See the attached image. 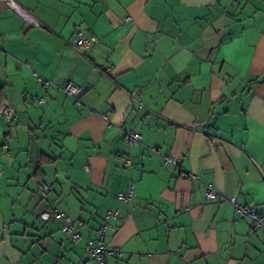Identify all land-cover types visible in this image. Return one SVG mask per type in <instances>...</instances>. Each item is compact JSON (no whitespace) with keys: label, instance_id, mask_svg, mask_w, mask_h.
<instances>
[{"label":"crops","instance_id":"0c3cea01","mask_svg":"<svg viewBox=\"0 0 264 264\" xmlns=\"http://www.w3.org/2000/svg\"><path fill=\"white\" fill-rule=\"evenodd\" d=\"M15 1L42 27L0 0V107L18 110L0 117V264H94L85 245L109 210L122 255L105 264H264V229L205 198L211 184L264 214V0ZM80 34L99 42L75 50ZM69 81L80 108L57 88ZM51 207L79 239L39 219Z\"/></svg>","mask_w":264,"mask_h":264},{"label":"built area","instance_id":"2783aa9c","mask_svg":"<svg viewBox=\"0 0 264 264\" xmlns=\"http://www.w3.org/2000/svg\"><path fill=\"white\" fill-rule=\"evenodd\" d=\"M5 3V5L12 10L16 15L22 18L27 25H31L34 27H42L40 21L29 11L22 8L15 0H1ZM126 18L125 20H127ZM98 38L96 36H85L78 35L73 41V48L75 50L88 47L91 44H98ZM36 78L38 83L44 88V91H47L50 87L54 86L53 82L39 74H36ZM61 90L65 95L71 97L74 100V104L76 107L80 108L83 106L82 101L79 98L80 88L75 85L73 82H67L65 85L61 87H57ZM30 103H45L44 97L32 96L27 100L26 104ZM17 107L11 105L8 102H4L0 107V117H2L6 122H13L17 118ZM125 141L130 145L138 146L142 144V136L139 132L135 130H128L125 133ZM152 152H157L155 148H149ZM164 163L166 165H170L173 167H179V159L173 158L168 155L162 156ZM123 165L125 167H131L132 161L130 157H125L123 159ZM185 177L198 180L197 175L193 173H185ZM38 186L40 190L45 193L48 191V185L43 181H38ZM135 195L134 185L131 184L125 192H119L116 194V198L123 202L127 203L132 197ZM205 198L207 201L221 199L223 201H227L230 203L234 211L241 218L249 219L254 228L264 229V214H261L253 209L246 208L239 204L235 197H223L219 192L214 188L213 185L207 184L205 185ZM117 212L114 210H109L105 213L103 221L101 225L96 229V235L94 238L88 239L85 245V254L92 260L94 264H105V258L107 256L120 258L122 255V251L118 246L108 245L104 242V236L106 234L107 229L110 225V220L116 218ZM38 217L40 220L44 222L58 220L61 221V232L65 236H68L71 240L75 241L80 238L81 233L78 227L74 224L72 218L56 207H51L47 209H43L39 212Z\"/></svg>","mask_w":264,"mask_h":264}]
</instances>
